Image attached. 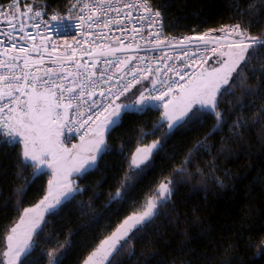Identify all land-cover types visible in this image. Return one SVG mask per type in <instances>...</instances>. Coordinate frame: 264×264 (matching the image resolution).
Returning <instances> with one entry per match:
<instances>
[{
    "label": "snow or ice",
    "instance_id": "1",
    "mask_svg": "<svg viewBox=\"0 0 264 264\" xmlns=\"http://www.w3.org/2000/svg\"><path fill=\"white\" fill-rule=\"evenodd\" d=\"M22 2L23 0H12L8 12L0 9V16L11 15L16 19L19 15L21 19L18 29L14 23L8 21L12 32H0V35L6 36L9 42L16 38L17 33L22 34L20 39L25 37L34 39L26 31L23 17L41 18L39 23L31 26L38 30L41 27L47 30L51 26L57 35H71L77 46L81 43L76 39L77 29H91L93 23L97 27L103 24L105 28L113 22L119 24L118 19H101L100 16L95 15L96 12L106 13L107 9L104 5L112 6L113 0H93L91 4L87 0H69L66 14L59 20L57 14H53L50 20L42 18L47 16L46 5L36 8L29 6L26 11H18L19 3ZM115 3L119 4L121 0H115ZM78 5L82 6L78 11H73ZM124 6L136 7L135 4ZM141 6L148 15H142L139 19L147 22L149 27L154 26L161 16L160 11H152L150 0H142ZM86 9L91 14L85 16ZM111 10L117 13L122 11L116 7H112ZM29 13L32 15L29 16ZM69 16L71 19L68 18ZM127 16L130 17L131 13ZM53 21L56 23L53 24ZM120 31L123 32L125 29L120 28ZM134 31L139 33L141 28L134 27ZM212 32L223 33V36H212L210 35ZM232 34L240 39L228 43L227 52L218 53L216 46L208 47L213 42H217L218 46L221 39H227ZM162 36V30L149 33V39H155L158 49ZM184 40L188 41L187 45L184 44ZM194 40L202 42L205 52L210 51L213 56L210 58L198 56L200 52L198 44L192 49V56L189 59L193 62L201 59L204 63L212 59V65L199 73L193 71L184 83L181 81L185 80L186 70L191 68L188 63H184L183 68L169 65L166 71L162 72L160 69L142 68L133 64L130 59L117 58L115 61L104 60L106 67L102 68H97L93 63L91 68L96 70L89 71L87 61L81 63L75 60L76 47L68 40H65V55L52 60V63L58 64L62 73L66 74L57 73L53 68L45 69L43 76L30 72L28 70L30 65L38 61L42 62L43 56L33 60L31 51L24 46L17 49L24 54L23 58L11 55L7 60H0V70H7L4 75H0V82L3 84V87H0V148L21 149L16 158V167L19 171L15 175L18 179L22 178L23 173L28 169L32 170L23 189L19 190L20 199L17 203H22L23 196L27 195L28 189L37 179L45 175L52 176V179L48 180L47 194L36 206L43 207L44 212L37 213L28 222L27 231L22 237L16 235V227L11 229V234L4 238L6 250L0 249V264H33L30 257L39 247L38 240L33 239V236H43L44 229L49 224L44 213L50 217L59 215L64 207L75 202V198L86 191L76 184L75 180L83 179L99 170V162L113 151L106 142L105 136H110L122 126L125 116L144 115L163 109V114L153 125L152 131H141L140 140L143 142L147 136L155 135L165 125L167 131L164 133L163 141L155 140L151 145L136 148L135 154L128 161L125 176L116 192L110 194L108 204L105 206L110 208L113 204H118L117 213L129 203L132 193L137 191L136 186L155 167L154 157L177 130L187 129L192 124L202 122L206 117L215 120L214 126L204 139L194 146L183 164L175 170L177 175H188L187 168L192 164V157L196 152L201 149L206 153L210 152V147L206 144L207 139L221 132L226 124L222 112L218 110L219 104L224 96L233 94V86L243 77L244 70L250 68L253 60H264V37L250 36L247 34V28L241 29L240 25L211 29L209 33L199 37L177 39L184 56H188ZM117 42L123 44L120 38H117ZM4 43V40H0V45ZM10 47L15 49L16 44L10 43ZM32 51L40 52V48L33 46ZM55 51L56 46L53 45L48 53L49 57ZM119 51L120 48H114L110 49L109 53L115 55ZM6 54L7 51L0 53V55ZM88 55L91 53L89 52ZM21 59L22 67L17 75L15 69ZM65 61L73 62L74 72L65 69ZM121 65L124 67L121 68ZM113 68L121 74L112 72ZM250 70L257 71V69ZM259 71L264 75V69ZM169 72L173 73L172 77L168 76ZM233 73L236 74L235 78ZM176 76L179 80L174 78ZM97 89H99L98 94ZM255 91L249 89L247 94H254ZM241 119L233 120L229 130L239 127ZM92 124H95V128L91 127ZM81 129H85L80 136L81 140L91 132V137L86 142L87 147L82 146L81 151L75 153L72 149L63 147L64 141L60 139L61 136H65L66 133H78ZM66 138L72 139L74 136ZM75 148L76 145H73V149ZM118 154L123 156V149ZM199 171L197 169V172ZM213 179L223 187L222 181L214 176ZM183 183V181L165 179L139 200L133 199L131 203L138 206L133 209V214L129 215L116 231L100 242L99 247L89 255L84 264H117L116 258L130 248L132 241L141 239L148 229L155 227L159 217L167 215V209L173 204L172 198L178 190L176 185ZM32 211L34 210L24 209L25 215ZM101 219L102 216H95L91 224L82 227H90L99 223ZM21 222H24L23 218ZM68 246L71 247L70 244ZM66 254L67 249L59 256L52 253L44 255L50 257L51 264H62ZM128 255L129 257L134 255V250H130Z\"/></svg>",
    "mask_w": 264,
    "mask_h": 264
},
{
    "label": "trees",
    "instance_id": "2",
    "mask_svg": "<svg viewBox=\"0 0 264 264\" xmlns=\"http://www.w3.org/2000/svg\"><path fill=\"white\" fill-rule=\"evenodd\" d=\"M10 1L0 0V5ZM35 1L46 5L48 13H66L69 5V0ZM150 4L160 11L165 32L170 36L203 34L211 29L240 25L247 28L248 35L264 37V0H150ZM262 69L264 60H253L233 86V94L223 97L218 110L226 124L221 132L207 139L210 152L201 149L193 155L188 175H177L175 170L214 126L211 117L177 130L168 138L154 157L155 167L117 213L118 204L105 206L125 176L128 161L136 148L155 140L163 141L167 131L165 125L141 142V131L151 132L163 110L125 116L122 126L105 136L113 151L99 162V170L76 179V184L86 191L59 215H46L49 224L43 236H34L39 247L30 257L33 264H51L50 257L44 254L59 256L65 249L62 264H84L100 242L133 214L138 206L131 201L150 193L165 179L184 182L176 185L178 190L167 215L159 217L155 227L148 229L141 239L132 241L130 248L116 258L117 264H264V75L259 71ZM249 89L256 91L247 94ZM237 118H242L240 126L230 131L229 125ZM121 149L123 156L118 154ZM20 150L0 148L2 250H6L4 238L24 209L36 206L47 194L51 178L45 175L37 179L18 204L19 190L32 172L28 169L22 178L16 177ZM213 176L223 182V187ZM95 216H102L99 223L82 227L91 224ZM49 236L51 239H46ZM130 250H134L131 257Z\"/></svg>",
    "mask_w": 264,
    "mask_h": 264
},
{
    "label": "built area",
    "instance_id": "3",
    "mask_svg": "<svg viewBox=\"0 0 264 264\" xmlns=\"http://www.w3.org/2000/svg\"><path fill=\"white\" fill-rule=\"evenodd\" d=\"M88 3H92L93 0H87ZM12 3V0L6 4L0 5V9H2L5 12L9 11V5ZM125 4H135V8H128L125 7ZM142 0H121V3L117 4L115 3V0H113V5L109 6L107 4L104 5V7L107 9L106 13H100L96 12V16H100L101 19H108L113 20V18L119 20V24L113 22L109 24L107 28L101 24L99 27L95 23L92 24L91 29H77L76 30V39L80 40V44L77 46L75 42L73 41L71 35H57L56 32L53 30V28L50 26L47 30H44L43 27L41 29H37L35 27H32L31 25L35 23H39L41 18L36 19H29L28 17H23V22L26 26V31L31 34L34 39H28L25 37L24 39H20V36L22 34L17 33V36L14 40L11 42L8 41L6 36L0 35V40H4L5 43L3 45H0V53H5L7 51L6 55H0V60H7L11 55H16L21 58H23V53H20L17 51V49L21 46L27 47L31 51V55L33 60H38V57L41 55L43 56L42 62H36L30 65V68L28 69L30 72H33L35 75L43 76L44 70L47 68H53L57 73H62L61 68L58 66V64H53L52 60L59 56L65 55V40H68L69 43L73 44L74 47H76V56L75 60L79 61L81 63H84L87 61V64L89 65V71H95L96 69L91 68V65L93 63L96 64L97 68L106 67L104 64V60H112L115 61L117 58H124V59H130L133 64H137L140 67H149L152 70L160 69L162 72L166 71L167 67L169 65L174 66L176 68H183L184 63H188L191 65V68L187 69V74L185 75V80L181 81V83H184L189 79L192 72L199 73L201 72L205 66L212 60L208 59L207 63H204L201 59H196L195 62L189 59L190 56H192V49L197 47V45H200V52L197 54L198 56H204L205 58H210L213 56V54L210 51L205 52L204 47L202 45V42L195 41L189 48L188 56L183 55V50L177 43V39L183 38V37H190L195 38L199 37L203 34H192V35H179V36H170L167 35L165 32V23L162 15L158 19V22L152 26L149 27L147 22H142L139 17L144 15H148V13L145 11V9L141 6ZM29 6H33L34 8L44 6L43 3L35 1V0H23L22 3H19L18 11H26ZM82 5H78L76 9L73 11H78V8ZM116 7L122 9L120 13H117L115 11H112L111 8ZM150 7L153 12L157 11L155 10L152 5L150 4ZM47 11V10H46ZM128 13H131V16H127ZM53 14H57V19L61 16H64L66 13H58V12H52L48 13L47 16H43V19H49ZM91 13L88 12V10H85L84 15L87 16ZM32 13H29V16H31ZM71 19V16L68 17ZM8 21H11L19 28V25L21 23V19L19 18V15H17L16 19H13L11 15L8 16H0V32L4 33H11L12 28ZM53 24L56 22H52ZM228 26H234V25H228ZM225 26V27H228ZM134 27H140L141 31L139 33L134 31ZM120 28H124L125 31H120ZM242 29V28H241ZM163 31V36L161 38V45L160 48H157L155 39L150 40L149 39V33H155L157 31ZM90 33V34H86ZM210 35H220L223 36V33H217L212 32ZM117 38H120L123 40V44H119L117 42ZM176 38V39H174ZM207 38V37H206ZM240 37L235 36V34H232L227 39H221L218 42H213L208 45V47H217V52H223L226 49V46L228 43L238 39ZM10 43H15L16 48L13 49L10 47ZM131 45V47H127L128 45ZM184 44L187 45L188 41L184 40ZM53 45L56 46V51L52 53V56L49 57L48 53L51 51ZM33 46L40 48V52L32 51ZM114 48H120L121 51L116 52L115 55H111L109 53L110 49ZM71 50H69L70 52ZM91 53V55H88V53ZM101 53H104V55H101ZM18 67L15 69V72L17 75L20 73V67H22V59L17 62ZM64 67L67 69V71H75V68L73 67V62L65 61ZM124 66L121 65V68ZM39 69V71H37ZM7 70H0V75H4ZM112 72H116L117 75L121 74L117 72L115 68L112 69ZM169 77L173 76V73H168ZM175 79L179 80V77H174ZM69 79H71L69 77ZM0 87H3L2 82H0ZM103 87V86H101ZM99 92V89H97V94ZM23 99V97H22ZM163 110V109H160ZM91 123V122H90ZM97 123H99L97 121ZM92 128H95V124L91 125ZM85 131V129H81L78 133H66L65 136H61V140L64 141V145L67 147H73V145H78L81 142H83L87 137L91 135V132H89V135L84 136V140H81L80 136ZM74 136L72 139H67L66 137Z\"/></svg>",
    "mask_w": 264,
    "mask_h": 264
},
{
    "label": "rangeland",
    "instance_id": "4",
    "mask_svg": "<svg viewBox=\"0 0 264 264\" xmlns=\"http://www.w3.org/2000/svg\"><path fill=\"white\" fill-rule=\"evenodd\" d=\"M239 40V39H238ZM238 40H234V41H238ZM234 41H232V42H230V43H233ZM227 48L225 49V51H223V52H227ZM212 65V63H210L209 65H207L204 69H203V71H205V70H207V69H209L210 68V66ZM233 75H234V73H233ZM162 114H163V112H162ZM90 137L91 136H89L88 138H86V140H89L90 139ZM61 139V138H60ZM85 140V141H86ZM87 142V141H86ZM83 143V144H79L78 146H76V148L75 149H73V147H67L66 145H64L63 144V147H66V148H68V149H72L73 150V152L75 153V152H79V151H81V147L83 146V147H87V143ZM151 145V144H150ZM148 146V145H147ZM145 147V146H144ZM50 179H52V176H51V178ZM75 183H76V180H75ZM38 205V204H37ZM36 205V206H37ZM36 206H33V207H30V208H28V209H33L34 211H32V212H29L27 215H25V213H23V215L20 217V219L13 225V227H16L17 228V233H16V235H18V236H20V237H22L23 235H24V233L27 231V227H28V222L32 219V218H34L35 217V215L37 214V213H43L44 212V209H43V207H40V208H37ZM44 215H45V218H46V215H47V213H44ZM21 218H23V223L21 222ZM125 220V219H124ZM123 220V221H124ZM123 221L121 222V223H123ZM120 223V224H121ZM120 224L117 226V228L120 226ZM12 227V228H13ZM116 228V229H117ZM116 229L114 230V231H116ZM113 231V232H114ZM112 232V233H113ZM111 233V234H112ZM11 234V233H10ZM110 234V235H111ZM35 236V235H34ZM34 236H33V239H34ZM106 239V238H105ZM99 247V246H98ZM97 247V248H98ZM96 248V249H97ZM95 249V250H96ZM94 250V251H95Z\"/></svg>",
    "mask_w": 264,
    "mask_h": 264
},
{
    "label": "crops",
    "instance_id": "5",
    "mask_svg": "<svg viewBox=\"0 0 264 264\" xmlns=\"http://www.w3.org/2000/svg\"><path fill=\"white\" fill-rule=\"evenodd\" d=\"M86 141H88V140H86ZM86 141H84L83 143H85ZM83 143H81V144H83Z\"/></svg>",
    "mask_w": 264,
    "mask_h": 264
}]
</instances>
